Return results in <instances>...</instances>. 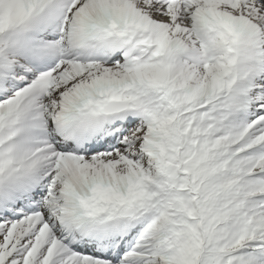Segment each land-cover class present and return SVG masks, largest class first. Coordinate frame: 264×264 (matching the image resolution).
<instances>
[{"label": "snow or ice", "instance_id": "snow-or-ice-1", "mask_svg": "<svg viewBox=\"0 0 264 264\" xmlns=\"http://www.w3.org/2000/svg\"><path fill=\"white\" fill-rule=\"evenodd\" d=\"M0 264H264V0H0Z\"/></svg>", "mask_w": 264, "mask_h": 264}]
</instances>
